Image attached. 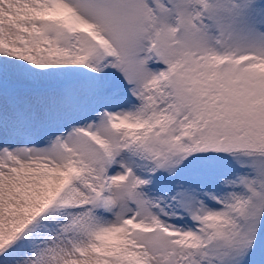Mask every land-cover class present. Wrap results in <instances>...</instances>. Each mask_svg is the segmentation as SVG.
Masks as SVG:
<instances>
[{"label": "snow or ice", "instance_id": "snow-or-ice-1", "mask_svg": "<svg viewBox=\"0 0 264 264\" xmlns=\"http://www.w3.org/2000/svg\"><path fill=\"white\" fill-rule=\"evenodd\" d=\"M0 264H264V0H0Z\"/></svg>", "mask_w": 264, "mask_h": 264}]
</instances>
